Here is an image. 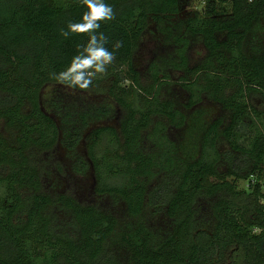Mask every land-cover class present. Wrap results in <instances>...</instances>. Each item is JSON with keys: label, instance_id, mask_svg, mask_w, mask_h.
Instances as JSON below:
<instances>
[{"label": "trees", "instance_id": "16d2710c", "mask_svg": "<svg viewBox=\"0 0 264 264\" xmlns=\"http://www.w3.org/2000/svg\"><path fill=\"white\" fill-rule=\"evenodd\" d=\"M189 2L105 0L82 91L79 0H0V264H264V0Z\"/></svg>", "mask_w": 264, "mask_h": 264}, {"label": "clouds", "instance_id": "9594fccd", "mask_svg": "<svg viewBox=\"0 0 264 264\" xmlns=\"http://www.w3.org/2000/svg\"><path fill=\"white\" fill-rule=\"evenodd\" d=\"M84 8L79 21H69L60 35L68 38L72 35H87L86 43L77 46V52L68 65L60 72H51L49 79L69 89L86 91L92 87L94 79L107 72V68L115 60L114 51L106 45L109 40L101 23L115 19L112 6L105 0H79ZM123 46L122 41L114 44V50Z\"/></svg>", "mask_w": 264, "mask_h": 264}, {"label": "rangeland", "instance_id": "374dc122", "mask_svg": "<svg viewBox=\"0 0 264 264\" xmlns=\"http://www.w3.org/2000/svg\"><path fill=\"white\" fill-rule=\"evenodd\" d=\"M201 1L202 0H190L189 6H187V9H189V10L190 9H200L202 6ZM138 63H140V64L144 63V57H139ZM124 83L126 84L127 82H124ZM263 179H264V177H263ZM242 185H243V183L240 182L239 186L242 187Z\"/></svg>", "mask_w": 264, "mask_h": 264}]
</instances>
